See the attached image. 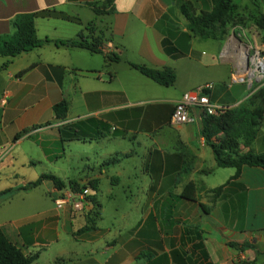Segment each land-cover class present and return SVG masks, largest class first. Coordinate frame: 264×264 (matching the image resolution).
Returning <instances> with one entry per match:
<instances>
[{"label":"crops","instance_id":"1","mask_svg":"<svg viewBox=\"0 0 264 264\" xmlns=\"http://www.w3.org/2000/svg\"><path fill=\"white\" fill-rule=\"evenodd\" d=\"M105 1L0 0V34L21 12L55 7L69 17L36 18L51 41L6 66L0 54V229L37 255L33 264H264V167L244 165L238 176L219 167L200 110L171 123L187 91L212 83L211 102L233 108L257 87L233 81L240 65L230 58L216 63L210 44L221 38L192 31L175 0H114L96 14L91 3ZM91 22L118 60L56 42L92 34ZM131 63L172 68L176 81L164 86ZM249 149L264 153V118ZM42 174L61 188L92 183L97 216L59 210L53 179L26 188Z\"/></svg>","mask_w":264,"mask_h":264},{"label":"trees","instance_id":"2","mask_svg":"<svg viewBox=\"0 0 264 264\" xmlns=\"http://www.w3.org/2000/svg\"><path fill=\"white\" fill-rule=\"evenodd\" d=\"M206 1L210 6L208 9L197 6V0L181 1L179 6L192 31L202 37L216 36L215 28L217 24L230 17L238 8V3L234 0ZM113 2L114 0H106L101 6L94 2L91 5L96 14L99 15L114 10ZM109 7L110 9H108ZM38 17L69 18L64 12L55 7L16 14L11 22L12 31L0 34V54L9 57L3 64L4 66L10 62L12 57L51 41L49 38L42 39L38 36L35 24ZM258 23L264 33V14H262V19ZM87 27L92 34L84 35L81 32L78 40H57L56 42L79 45L93 52H102L100 46L104 39L103 31H100L96 36L94 34L96 30L94 23H89ZM106 54L110 59H119V56L112 52ZM131 65L164 86L173 85L177 78L176 72L169 67L153 68L136 63H131ZM53 109L57 117H64L68 104L65 100H62L56 103ZM201 117L203 123L202 134L206 142L212 147L219 167L236 168L234 176L240 175L244 165L264 167V153H256L252 149L242 150V146H251L262 125L264 118V85L257 88L243 104L230 108L220 115L202 112ZM47 178L53 179L60 188L62 187L61 180L55 175L42 174L37 180L30 182L26 188L37 186ZM70 184L74 188L80 187L77 182H70ZM190 187L191 185L186 187V192ZM2 194L3 192H0V200ZM185 195L189 199H194L187 193ZM92 213L94 217L98 214L95 209ZM36 256L24 254L21 248L10 241L0 229V264H33Z\"/></svg>","mask_w":264,"mask_h":264},{"label":"built area","instance_id":"3","mask_svg":"<svg viewBox=\"0 0 264 264\" xmlns=\"http://www.w3.org/2000/svg\"><path fill=\"white\" fill-rule=\"evenodd\" d=\"M100 49L104 53H111L114 48L111 42H107L102 44ZM233 81H246L257 88L264 85V49L255 46L246 49L245 57L240 63V71L234 74ZM212 87V83H207L195 90L185 92L174 105L171 123L180 125L190 122L193 120L195 110L220 115L230 109V106L211 102L208 90ZM2 102L5 103L6 99L3 98ZM94 193L95 189L90 183L78 188L70 186L58 189L54 201L59 210L69 207L73 214H88L94 209L92 198Z\"/></svg>","mask_w":264,"mask_h":264},{"label":"rangeland","instance_id":"4","mask_svg":"<svg viewBox=\"0 0 264 264\" xmlns=\"http://www.w3.org/2000/svg\"><path fill=\"white\" fill-rule=\"evenodd\" d=\"M181 1L183 2L187 0H175V3L179 5ZM234 1L238 3V8L236 11L231 14L230 17L225 19L224 22H219L215 28L216 38H221V43H219L220 45H218L217 41H214L215 45L211 46L210 44V47H213V50L215 51V59L217 64H223L224 59L228 60V58H230L239 67L242 59L245 57L247 48L250 46H255L264 49V33L258 23L259 20L262 19V14H264V0ZM97 5L101 6L102 4ZM202 5L207 6L206 0H197V6ZM193 48L195 50V47ZM221 70L222 69H219V72L216 71V76L217 74L220 76L222 75ZM206 76H209L211 81H214L215 79V76L213 77L211 74ZM226 76L225 80L227 83H231V79H228ZM104 202L107 205V200ZM113 209L114 204L111 203L109 205V212H112Z\"/></svg>","mask_w":264,"mask_h":264}]
</instances>
